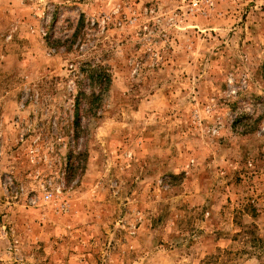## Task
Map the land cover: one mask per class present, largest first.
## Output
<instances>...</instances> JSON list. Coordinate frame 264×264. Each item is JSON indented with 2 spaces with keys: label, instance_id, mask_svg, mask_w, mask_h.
<instances>
[{
  "label": "rangeland",
  "instance_id": "obj_1",
  "mask_svg": "<svg viewBox=\"0 0 264 264\" xmlns=\"http://www.w3.org/2000/svg\"><path fill=\"white\" fill-rule=\"evenodd\" d=\"M0 264H264V0H0Z\"/></svg>",
  "mask_w": 264,
  "mask_h": 264
},
{
  "label": "trees",
  "instance_id": "obj_2",
  "mask_svg": "<svg viewBox=\"0 0 264 264\" xmlns=\"http://www.w3.org/2000/svg\"><path fill=\"white\" fill-rule=\"evenodd\" d=\"M90 79L96 84L102 85V86L103 85L106 86L110 81L109 76H107V74L105 75V73L101 72V70L100 72L93 71V73L90 75Z\"/></svg>",
  "mask_w": 264,
  "mask_h": 264
}]
</instances>
